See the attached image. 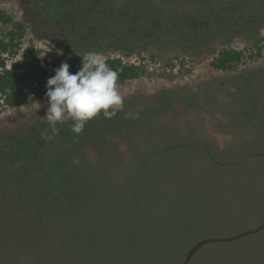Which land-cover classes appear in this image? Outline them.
<instances>
[{
  "label": "rangeland",
  "instance_id": "374dc122",
  "mask_svg": "<svg viewBox=\"0 0 264 264\" xmlns=\"http://www.w3.org/2000/svg\"><path fill=\"white\" fill-rule=\"evenodd\" d=\"M0 9L25 24L26 35L21 47L37 45L43 51L52 49L65 55L118 56L134 60L136 65H144L145 75L119 85L123 105L113 116L115 118L128 113L125 101L130 102L129 109H135L136 100L159 91V98L169 95L180 98L185 93L186 100L193 95L207 101L211 93L219 92V102L208 103L210 111H206L214 120L215 154L224 160H239L247 153L254 154L240 165L233 166L240 169L239 173L235 169L231 174L209 175L213 181H209V177L205 182L206 177L201 176L199 168L191 169L192 157L177 151L176 146H181L180 143H175L172 138L167 139L166 145L165 142L160 144L161 141L154 143L152 151L155 148L161 151L168 162L158 170L163 175L167 173L170 179L174 176L165 184L183 186L184 191L180 192L176 186L169 191L163 188L158 202L155 200L148 206L152 216L149 220L144 215V219L147 222L157 220L158 228L146 233L150 239L147 245L151 248L142 250L140 256L159 264L169 257V264L177 263L179 249L175 247V239L179 237L173 232L167 234L165 226L167 219L174 221L177 218L175 229L178 232L180 229L181 234L190 232L185 237L180 234V238L186 241L194 237H232L233 234L248 233L236 240L238 245L216 241L202 245L189 264H205L198 261L205 256L208 264H264V48L259 58L245 57L236 70L213 71L207 67L212 51L222 46L248 47L261 37L264 32V0H0ZM156 101L151 106H139L135 116L126 114V123L131 129L135 130L138 125L144 127L136 132L139 139L145 140L144 133L155 126L152 111H147L161 108L155 106L160 100L157 98ZM47 106L45 99H30L20 106L0 110V168L11 173V176L2 175L1 187L10 184L11 179L14 181L13 174L15 176L16 171L19 173L24 167L26 169L20 173L30 174L20 182L17 193L15 187L1 192L0 264H89L101 254V249L115 242L119 232L113 228L115 221L119 220L120 211L115 207L121 201L119 196L94 200V209L87 210L88 213L83 209L65 216L63 212L70 209V203L63 205V211L57 209L56 203V209L46 210L48 214L44 217L32 213V206L53 204L47 201L50 186H46L43 175L32 176L41 160L34 163L30 156L42 160L54 158L57 165L61 162L64 165L68 162L65 154L72 156L75 149H88V142L80 140L81 133L71 130V120L58 122L55 133L51 130L45 118ZM142 112L151 119L142 123ZM199 115L200 112L197 117ZM110 121L95 117L85 124L84 128L89 122L92 124L88 127L94 138L92 143L94 140L99 143L100 139L102 142V134L107 136L115 131L109 127ZM76 135L79 137L75 138ZM215 145H218V152ZM125 154L131 155L130 149ZM119 158H116V169L122 167L129 171L133 168V160L124 156ZM203 159L208 161L206 156ZM71 161L66 164L70 171L73 170ZM35 164L38 166L33 170ZM251 164L257 178L252 183L257 189L254 191L241 183L242 180L250 182ZM227 179L234 190L225 197L235 201L231 207L236 205L240 209L239 214H234L235 218H230L226 206L217 205L218 201L214 199L215 194L216 199L225 194L223 183H228ZM120 183V178L116 177L111 186L113 194ZM72 185L67 177L65 186L62 185L67 191L66 199L73 198L78 191L77 188L72 191ZM242 188L245 192L241 194ZM62 191L59 194L64 200ZM167 193L169 197L164 195ZM260 196L261 202H258ZM240 198L250 200L251 212L242 205ZM170 214L175 218H170ZM156 216L159 218H153ZM127 237L134 240L132 236ZM75 252L78 260L69 259ZM133 261L134 264H144L138 257Z\"/></svg>",
  "mask_w": 264,
  "mask_h": 264
},
{
  "label": "trees",
  "instance_id": "16d2710c",
  "mask_svg": "<svg viewBox=\"0 0 264 264\" xmlns=\"http://www.w3.org/2000/svg\"><path fill=\"white\" fill-rule=\"evenodd\" d=\"M25 35V24L22 21L15 19L7 11L0 9V98L2 100L0 110L3 107L20 106L30 99L46 100V82L48 78H51L54 75V69L58 68L62 62L67 61L70 65L69 72L75 74L82 64V57L85 56L84 54L65 55L52 49L43 51L40 49H34L33 46H30L24 50L28 56L24 61L11 62L10 67L6 68V59L3 54H8L10 56L16 54L21 48ZM263 48L264 32L261 37L249 43L248 47L244 46L236 48L233 46H222L217 50L212 51L210 53L211 57L207 62V67L213 71L228 72L236 70L245 57L248 59L259 58L262 55ZM151 58H154V56L151 55ZM105 61L110 68L118 73V85L146 74V67L141 64L135 65L123 63L121 59L116 57H106ZM159 93L160 91L147 98L140 97L135 102V109H129L130 102L125 101L124 105L128 110V113L124 112V114H121L120 117H117V121H110L109 127L113 128L115 131L107 136L102 134L100 136L103 137L102 142H100L101 139L99 140V143H96L95 140L93 143L91 142L94 138L92 134L89 133L90 128L88 127L92 126L89 122L88 126H86L87 129L84 128L80 135V140L82 139L83 142H88V149L85 147H82L79 151L75 149L72 156H69L68 154H65L64 156V158H68V162L71 160V162H73V170L71 171L69 170L70 167H66L68 162L64 163V165H62V162L57 165L56 161L53 160L54 158H48V160L44 158L42 160L40 157L35 156L34 158V156H30V161L33 160L34 163L41 160L39 167L36 169L37 171L32 172V176L38 177L39 175H43V180L45 181L46 186H50V190L47 191V201L48 203L52 202L53 204V206L49 204L47 207H41L38 210L39 215L41 214V216L44 217L48 214V212H45L46 210H55L56 203L58 204L57 209L59 208L61 211H63V205L65 203H70L71 206H68L70 209L63 212L65 216H70L75 211L88 209L96 200H107L112 191L111 186H113L116 177L120 178L130 192L132 191L133 196L136 183L144 186L148 184L152 189L153 187L158 186L159 183L163 185L165 184V181L170 182L174 176L170 179L167 173H164L163 175L160 170H158L168 163L166 161L167 158L162 156L161 151L159 152L155 150V147L152 151V145L154 143H159L161 141L160 144L165 142L166 145L168 138H170V140L171 138L172 140L174 139L175 143H180L181 146H176L177 151L184 156L190 155L192 161L196 155L195 151H199L200 156L205 155L210 164L216 168L215 175H218L217 168H220L223 165L233 168V166L240 165V162L246 161L248 156L254 154L247 153L239 160H228V163L225 164H223L224 162H220L221 158L218 153L215 154V150H213L215 141L212 139V133L214 130V124L212 123L214 120L210 119L211 113L208 114L206 111H210V109H208L210 108L208 103L214 101L219 102V92L214 91V93H211L208 98L209 102L203 100L202 97H196L193 95L190 97L188 96V100H186L185 93H183L180 98L176 95L159 98L157 97V94ZM212 96H214V98H212ZM157 98L160 100V103L159 105L155 104V106H160L161 108H158V111H154L153 108H150V110L147 111H152V124L155 126L144 133L145 140L139 139L136 137V132L142 131L144 127L138 125V128L136 126L135 130L131 129L130 125L128 126L126 123L128 120L126 114L129 116H135L137 113L136 110H138L137 108L139 106L146 107L148 104H150V106L154 105L153 103L157 102ZM204 102H206V104H203ZM199 112L200 115L197 117ZM122 116H124V118ZM148 116L142 112L140 117L142 123L151 119L148 118ZM98 118L104 121L103 115H98L96 119ZM77 137L79 136L76 135L75 138ZM69 144L71 148L70 141ZM72 144L75 143L72 142ZM73 147L75 146L73 145ZM215 148L218 152V145H215ZM129 149L131 155H126L125 151ZM42 150L44 153V149ZM210 150H212V152H210ZM192 153H194V155ZM120 156L133 160V168L129 171H124L122 167L116 169V158L120 159ZM168 157L171 159L169 154ZM197 158H199L198 155ZM75 161L79 162L76 163ZM29 166H31V163ZM35 166L38 165L35 164L32 167L33 170H35ZM24 168L21 169L19 173L16 171L15 176L14 174L12 176L14 181L11 179V183L5 187H1L3 184L1 181L2 175L11 176V173H9L10 171L6 172L4 168H0V196L3 190L8 192V187H10L11 190L15 187V193L18 192L20 182L22 183L24 178L30 176L28 172L20 173ZM17 174L19 175L16 177ZM167 176L168 179H165ZM67 177L73 183L72 186L74 188H72V191L75 188H77L78 191L73 195V198L66 199L67 191L65 188L63 189L62 185L65 186V180ZM104 187H108L109 189L105 190ZM174 187L175 185L172 184L169 190ZM61 189H63V191ZM60 191H62L64 200L61 199V195L59 194ZM137 200V203H140L139 199ZM20 206L22 208L24 207L23 204H20ZM177 232L178 230L174 231V233ZM246 234L248 233H242L229 239L217 238L214 242H223L222 244H237L236 240Z\"/></svg>",
  "mask_w": 264,
  "mask_h": 264
},
{
  "label": "crops",
  "instance_id": "0c3cea01",
  "mask_svg": "<svg viewBox=\"0 0 264 264\" xmlns=\"http://www.w3.org/2000/svg\"><path fill=\"white\" fill-rule=\"evenodd\" d=\"M116 119H118V118L117 117L111 118V120H114V121ZM195 153H196V155L192 161L191 169L199 168V170L201 172V176L206 177V180H204L206 182L207 179L210 177L209 175H211L212 177L215 176L213 174H215L216 168H214V166L212 164H210L209 161H206L203 159L205 157V155L200 156L199 151H195ZM192 154L194 155V153H192ZM197 155L199 158H197ZM199 161H200V163H199ZM220 162H224L223 164H225V163H228V160L221 159ZM224 166L225 165H223L220 168H217L218 174H220L222 172H224L223 174H231V172L236 171L235 169H238V168L233 169L231 167H228V166L224 167ZM250 166L252 167L253 164H251ZM258 166H257V168H258ZM239 170L240 169L237 170V173H239ZM254 171H256V170H254V167H252L248 172L250 182L244 181L241 179L242 180L241 183L244 182V187H247V189L248 188L252 189V191L257 190L255 188V186L252 184V183H255V181L257 180V178L254 177ZM212 177H210L209 181H213ZM226 181L228 182L229 179H227ZM223 184L225 185V194L223 196L219 195L217 199H216L217 194H215L214 199L216 201H218L217 205L218 204H224L226 206L224 208H227L226 212L229 214L230 218H235L234 214H236V213L239 214L240 209L236 205H234V207H231L232 204L235 203V201L231 200L229 197L228 198L225 197L226 194H230L234 189H232L230 181L228 183L224 182ZM171 185L172 184H169V185L163 184L162 185L159 183L158 186L153 187L151 189V187H149L148 184H146V186H144V185H140V184L136 183L134 186L135 188H134V192H133L134 196H133L132 191L130 192L128 187H126V185H124L123 182L121 181V183L118 184V186H117L116 192L113 194V192L111 191L110 195L108 196V199L115 198V197L119 196V200H121L120 203L117 206H115L117 208L116 211H120L118 214L119 220L115 221V224L113 227V228H115L116 231H119L118 234L116 235L117 238L112 245L105 247L104 250L101 249V251H100L101 254L100 255L98 254L95 257V259L90 261L89 264H134L135 262L133 261V259L135 257L140 258L142 263H144V264H159L158 262L153 261V260L146 261L142 256H140V253H142V250H145V248L146 249L151 248V245H149V244L147 245V243H148V241H150V239H149V235H146V233L148 231H154L158 228L157 220L154 222H147V219H144V215L148 219H149V216H152L148 212V206L155 203L154 202L155 200L158 202V195L163 193V188H165L168 191L171 188ZM174 185L176 186V188L180 189V192L184 191L183 186H180L177 184H174ZM258 190H259V188H258ZM244 192H245V190H244V188H242L240 190V193L242 194ZM164 195L169 197V193L164 194ZM252 198H253V196H252ZM137 199H139L140 203L139 202L137 203V201H138ZM240 199L242 201V205L247 207L248 212H251L252 207H250V205H249L250 200L248 198H240ZM258 202H261V196L259 197ZM40 208L41 207L36 208V207L32 206L31 211L33 214H38V210ZM93 209L94 208L92 206H90L88 209L84 210V212H86L87 210H89L91 212ZM193 210L195 211V209H193ZM243 213H244V211H243ZM169 216H171L170 218H175L171 214ZM40 217H41V214H40ZM153 218H159V217L156 216ZM176 219L177 218H175L174 221L171 219L166 220L165 226L167 227V230H166L167 234H169L171 232L174 233V231L177 230V229H175L176 226L178 225V222H176ZM111 220H114V217L111 218ZM180 232H181V230H180ZM180 232L174 233L175 235H177V237H179V238L175 239V247H176V249H179L178 261L176 264H189L191 262V260L194 259V253L202 245H204L206 243L214 242V241H207V242L201 244L198 248H196V250H194L190 254V256H187L189 250L194 245H196L199 241L206 240V239H213V238H222V239L231 238V236L228 237V236L217 235L214 237H206L204 239H198L197 237H194V238L186 241L185 239L180 238V234H181ZM252 232H254V231H252ZM189 234H190V232L181 234V237H185ZM234 235H237V234H233L232 237ZM127 236H132L134 238V240L130 239ZM170 239H173V238L170 237ZM180 240L185 242V244L183 242L181 243ZM132 244L135 245L133 248L131 247ZM229 245H231V244H229ZM129 248L133 251L130 252ZM143 253H144V251H143ZM149 257L152 258L153 257L152 254H150ZM71 258L78 260V255H76V252L73 255H71V257H69V259H71ZM155 260H157V259H155ZM168 260H169V257H166V259H164L163 263L162 262L161 263L162 264H169L170 262H167ZM198 261L200 263H202V261H204L205 264H208V260H207L206 256L203 258H200ZM68 264H71V263L68 262Z\"/></svg>",
  "mask_w": 264,
  "mask_h": 264
},
{
  "label": "clouds",
  "instance_id": "9594fccd",
  "mask_svg": "<svg viewBox=\"0 0 264 264\" xmlns=\"http://www.w3.org/2000/svg\"><path fill=\"white\" fill-rule=\"evenodd\" d=\"M69 67L67 61L62 62L47 79L45 118L54 133L58 122L71 120V130L79 134L85 124L99 114L108 119L115 116L123 105V97L117 83L118 73L102 56L85 55L75 74L69 72Z\"/></svg>",
  "mask_w": 264,
  "mask_h": 264
},
{
  "label": "built area",
  "instance_id": "2783aa9c",
  "mask_svg": "<svg viewBox=\"0 0 264 264\" xmlns=\"http://www.w3.org/2000/svg\"><path fill=\"white\" fill-rule=\"evenodd\" d=\"M29 47L30 46H33V48L34 49H40V47H38L37 45H28ZM27 47H21V49H19V53H16V54H14L13 56H10V55H8V54H3V56L5 57V59H6V65H5V67L6 68H9L10 67V64H11V62H14V61H24L28 56L26 55V53L24 52V50L26 49ZM41 50V49H40ZM24 54V55H23ZM43 54V53H42ZM110 58L112 57V56H109ZM116 58H119V59H121V61L123 62V63H126L127 61H128V63L129 64H137L136 62H134V60H126V59H124L123 57H116ZM105 59V58H104ZM0 102H1V104H2V100H1V98H0Z\"/></svg>",
  "mask_w": 264,
  "mask_h": 264
},
{
  "label": "water",
  "instance_id": "95a60500",
  "mask_svg": "<svg viewBox=\"0 0 264 264\" xmlns=\"http://www.w3.org/2000/svg\"><path fill=\"white\" fill-rule=\"evenodd\" d=\"M250 232V231H249ZM214 240H217V238H213V239H206V240H202V241H199L196 245H194L188 252V255L187 256H190V254L196 250V248H198L201 244L207 242V241H214Z\"/></svg>",
  "mask_w": 264,
  "mask_h": 264
}]
</instances>
